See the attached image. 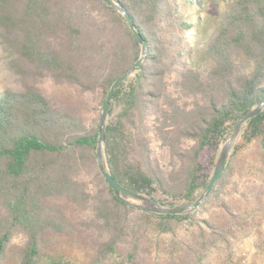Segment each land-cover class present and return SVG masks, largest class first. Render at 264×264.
<instances>
[{"label": "trees", "instance_id": "1", "mask_svg": "<svg viewBox=\"0 0 264 264\" xmlns=\"http://www.w3.org/2000/svg\"><path fill=\"white\" fill-rule=\"evenodd\" d=\"M106 1L115 2L0 0V51L18 81L0 89V264L18 235L24 241L17 264H39L60 238L88 243L92 264H155L149 232L171 234V253L194 264L212 262L213 247H224L232 261L252 214L233 195L237 153L254 144L253 156L264 163V108L243 125L244 143L197 210L157 213L117 197L97 160L99 117L141 45ZM208 1L217 12L215 30L204 47H194L200 18L184 7H204L205 0H118L147 53L109 102L103 165L120 185L163 206L197 199L222 143L264 101V0ZM48 79L94 94L93 119L78 104L48 95ZM210 200L220 212L200 215Z\"/></svg>", "mask_w": 264, "mask_h": 264}, {"label": "rangeland", "instance_id": "2", "mask_svg": "<svg viewBox=\"0 0 264 264\" xmlns=\"http://www.w3.org/2000/svg\"><path fill=\"white\" fill-rule=\"evenodd\" d=\"M205 1L204 7H184V10L191 11L193 15L199 16L200 18L199 27L193 29L190 38L194 47H204L209 42L217 23V12L214 10L213 6L209 4L208 0ZM213 3H215V1ZM17 83L16 76L6 67V63L3 61L0 51V89L7 86L13 87ZM42 87L48 95L55 99L61 98L71 103L78 104L87 121L93 119L95 107L98 104V99L94 94L82 93L71 85H56L51 79L46 80L42 84ZM228 139L222 143L221 149ZM242 143H244V141L240 134L236 144L233 143L229 158L233 155L236 145ZM242 145V148L237 153L238 167L235 173L239 191L233 192V195L244 198L252 214L246 220L245 226L238 234L239 238L234 248L232 261L227 258L224 247H213L214 257L212 262H203L202 264H264V163L256 156H253L252 149L255 146L254 144L247 150L246 143ZM229 187L230 186L224 188V194L228 198L233 196L232 193L227 192L229 191ZM203 191L204 190H202L199 195ZM128 200L135 203H146L137 199ZM212 212H220V208L214 200H210L206 204V207L202 209L200 215H208ZM147 236L149 239L146 241L149 245V247L147 246L148 259H151L155 264H194L189 262L186 258L182 259V254L180 252L174 251V253H171L173 242L171 234L149 232ZM23 241L20 235L14 238L12 249L4 264L18 263L19 258L17 256V251ZM80 241L81 240H76L74 238L58 239V247H54L52 251L47 250V254L41 259L39 264H92L94 256H92V250L89 244Z\"/></svg>", "mask_w": 264, "mask_h": 264}, {"label": "water", "instance_id": "3", "mask_svg": "<svg viewBox=\"0 0 264 264\" xmlns=\"http://www.w3.org/2000/svg\"><path fill=\"white\" fill-rule=\"evenodd\" d=\"M107 2V1H106ZM110 5L117 8L127 19L132 31L135 33L136 37L139 40V43L141 45V55L138 58V60L135 62V64L126 72L118 76L114 82L112 83L110 89L107 92L106 98L102 105V111L99 117V135H98V146H97V160L99 167L105 176L106 180L108 181L109 185L114 190L117 197L124 199L129 204L134 205L136 207L145 209L147 211L157 212V213H165V214H180V213H188L195 211L199 208V206L210 196L216 182L219 180L221 174L223 173L227 160L230 156L231 150L233 148V143L236 144L240 134L243 125L246 121H248L250 118L256 116L259 114L263 108H264V101L255 105L250 111H248L236 124L230 138L225 143L223 148L221 149L220 155L218 157L214 172L212 177L210 178V181L207 185V187L204 189V191L197 197V199L193 202H184L176 206H163L160 203H158L155 200H151L150 198L143 196L141 194H138L134 191H131L122 185H120L114 177L111 175L109 168L105 169L103 165V155H104V148H105V129H106V122H107V115H108V109H109V102L111 100V97L113 95V92L117 85L124 81L126 78L131 76L134 72L139 70L142 66V63L146 57L147 49H146V42L144 38L142 37L141 33L137 30L133 20L131 19L130 15L126 11V9L118 2V0H115V2H107ZM262 145L264 147V139L262 141ZM123 193L130 195L134 197L137 200H140L145 203H135L128 199H125L123 197Z\"/></svg>", "mask_w": 264, "mask_h": 264}]
</instances>
